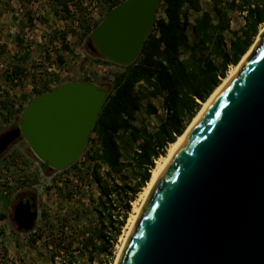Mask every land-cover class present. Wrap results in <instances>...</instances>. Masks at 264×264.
Here are the masks:
<instances>
[{"label":"water","instance_id":"obj_1","mask_svg":"<svg viewBox=\"0 0 264 264\" xmlns=\"http://www.w3.org/2000/svg\"><path fill=\"white\" fill-rule=\"evenodd\" d=\"M158 5L124 0L93 29L88 48L115 65L132 64ZM106 98L87 82L35 96L18 126L0 135V156L22 138L50 172L68 169ZM36 219L29 200L15 205L18 232H30ZM117 264H264V32L158 175Z\"/></svg>","mask_w":264,"mask_h":264},{"label":"rangeland","instance_id":"obj_2","mask_svg":"<svg viewBox=\"0 0 264 264\" xmlns=\"http://www.w3.org/2000/svg\"><path fill=\"white\" fill-rule=\"evenodd\" d=\"M65 1L69 13L57 0H0V135L18 126L20 114L16 110L20 107L24 110L39 95L37 93L54 90L67 82L113 86L114 77L122 71L88 48L90 35L84 36L81 26L86 20L100 22L109 10L106 1ZM92 2L96 10L88 11L86 4ZM201 6L213 14L208 0H201ZM160 15L161 12L156 14ZM229 21L230 28L225 33L227 41L232 32L240 34L244 29V14L230 13ZM262 30L264 23L258 26L251 46L259 42ZM61 34L65 35L64 40ZM187 34L192 44L189 30ZM58 56L62 57L61 62ZM15 66L20 67L21 73L12 80L11 70ZM234 66L228 67L226 76ZM151 102L157 113L147 117L137 112L135 122L149 131L165 120L161 99ZM89 137L95 140V135ZM96 150V143L87 142L82 157L73 167L53 172L44 169L22 138L0 156V215L3 216L0 218V264H64L71 254L77 264H116L128 221L134 206L140 204L144 188L130 203L125 224L116 239H113V230H104L111 247L102 254L93 252L90 260L89 241L97 245L104 243L97 238L100 223L93 203L99 190L92 178L93 162L88 159ZM99 173L107 177L105 167ZM125 174L128 177L125 183L133 185L130 172L126 170ZM116 180L122 183L118 177ZM29 196L34 199L37 219L30 232H18L13 210L19 201Z\"/></svg>","mask_w":264,"mask_h":264},{"label":"trees","instance_id":"obj_3","mask_svg":"<svg viewBox=\"0 0 264 264\" xmlns=\"http://www.w3.org/2000/svg\"><path fill=\"white\" fill-rule=\"evenodd\" d=\"M57 1L69 13L67 2ZM105 1L109 12L124 0ZM208 1L213 14L203 10L201 0H159L156 14L161 12V15L155 16L137 59L128 66H119L122 71L114 77L113 86H100L107 92V98L90 134L95 135V140L88 139L97 144V150L88 159L93 162L92 178L99 190L93 203L100 223L97 238L104 243L97 245L89 241L90 260L93 252L102 254L111 247L104 230H113L116 239L125 224L130 203L150 180L154 161L165 156L168 146L182 135L201 104L226 77L228 67L237 65L245 55L258 26L264 23V0ZM233 12L244 14V29L240 34L232 32L227 41L225 33L229 31V14ZM98 24L82 21L84 36L88 37ZM61 39H65L64 34ZM66 48L63 46V50ZM61 60L58 56V61ZM20 73V67L15 66L11 79ZM158 98L165 120L151 131L136 125L137 112L147 117L157 113L151 101ZM22 111L20 107L16 113ZM43 167L49 171L45 164ZM102 167L106 168L107 177L100 175ZM126 170L133 185L125 183ZM117 177L122 183L117 182ZM63 262L77 264L72 254Z\"/></svg>","mask_w":264,"mask_h":264},{"label":"bare ground","instance_id":"obj_4","mask_svg":"<svg viewBox=\"0 0 264 264\" xmlns=\"http://www.w3.org/2000/svg\"><path fill=\"white\" fill-rule=\"evenodd\" d=\"M264 30L261 31V33ZM257 41L256 43H254L249 50L245 53V55L242 57L241 61L239 62L238 65L234 66L232 68L231 71H229L228 75L226 76V78H224L222 80V82L220 83V85L213 91V93L210 95V97L203 103L202 108L200 109V111L197 113V115L194 117L193 121L191 122V124L188 126V128L183 132L182 135H180L177 140L170 144L169 148L167 149V153L165 156H162V158H160L159 161L155 162V167L152 169L151 172V177L149 182L146 184V187H144V191L141 193L140 195V204L137 206H134L133 208V213L128 221V226H127V232L125 237L122 240V247L120 249L119 255H118V259L116 261V264L119 261V258L123 252V249L126 245V242L131 234V230L140 214L141 209L144 206V203L147 199V196L151 190V188L153 187L155 181L158 178V175L162 172V170L166 167V165L168 164V162L170 161V159L172 158V155L174 153V151L176 150V148L182 143L184 137L188 134V132L192 129V127L195 125V123L198 121V119L201 117V115L204 113V111L206 110V108L209 106V104L215 99V97L222 91V89L234 78V76L240 71L241 67L243 66V64L245 63V61L247 60V58L250 56V54L252 53L254 47L257 45Z\"/></svg>","mask_w":264,"mask_h":264},{"label":"built area","instance_id":"obj_5","mask_svg":"<svg viewBox=\"0 0 264 264\" xmlns=\"http://www.w3.org/2000/svg\"><path fill=\"white\" fill-rule=\"evenodd\" d=\"M86 7H87L88 11H95L96 10L95 3L94 2H92L90 5H87L86 4ZM81 157H82V155L79 157V159ZM154 163H155V161H154Z\"/></svg>","mask_w":264,"mask_h":264},{"label":"flooded vegetation","instance_id":"obj_6","mask_svg":"<svg viewBox=\"0 0 264 264\" xmlns=\"http://www.w3.org/2000/svg\"><path fill=\"white\" fill-rule=\"evenodd\" d=\"M92 52H94V51H92ZM22 200H23V201H25V200H29L31 206L35 205V203H34V199H33L32 196H29V197L24 198V199H22ZM31 210L33 211L34 208L32 207Z\"/></svg>","mask_w":264,"mask_h":264}]
</instances>
